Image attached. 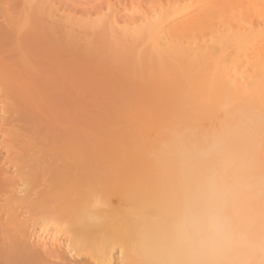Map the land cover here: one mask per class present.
<instances>
[{
    "label": "rangeland",
    "instance_id": "obj_1",
    "mask_svg": "<svg viewBox=\"0 0 264 264\" xmlns=\"http://www.w3.org/2000/svg\"><path fill=\"white\" fill-rule=\"evenodd\" d=\"M252 49L251 76L235 83L230 74ZM263 59L264 0H0V264H14L20 239L35 251L26 254L44 257L28 255L29 264H96L90 255L103 248L66 241L69 202L82 198L96 214L125 209L140 192L160 194L157 174L194 149L205 173L226 180V240L209 264H264ZM61 156L89 176L73 172L78 182L65 163L64 178ZM60 167L63 175L52 173ZM34 168L54 183L37 188ZM60 179L66 187L41 200ZM33 228L56 229L59 239L43 245ZM119 253H108L112 264Z\"/></svg>",
    "mask_w": 264,
    "mask_h": 264
},
{
    "label": "bare ground",
    "instance_id": "obj_2",
    "mask_svg": "<svg viewBox=\"0 0 264 264\" xmlns=\"http://www.w3.org/2000/svg\"><path fill=\"white\" fill-rule=\"evenodd\" d=\"M180 17H181V15H180ZM160 31H161V28H160ZM162 31H164L163 27H162ZM256 44H257V42H256ZM252 48H255V47H252ZM255 52H257L256 49H254L250 53L246 52L245 60L242 63V67L236 66V68L231 72L230 76L235 79V81H236L235 83H239L241 80L246 81L247 77L250 75V72H249L250 68H252L253 65L256 64L255 62L253 63V61L258 60L257 55L253 56V54ZM259 59H260V57H259ZM262 63H264V61H262ZM245 67L247 68V70H243ZM14 119L17 120L16 118H14ZM19 120H20V118H19ZM42 147H44V146H42ZM57 149L58 148H56V150ZM188 151H190V150H188ZM191 151H193V150H191ZM49 152H50V150H49ZM182 152L183 153L180 152L181 154H179L178 159H179V157L181 159L180 155H184V151H182ZM40 153L43 154V152H39L38 154H40ZM186 153H187V151H186ZM194 153H195V149H194V152L192 154H190L188 152L187 154H189V155L185 156V158L182 156L184 158V159H182L183 161L180 159L178 161V163L179 162L181 163V166L179 165L180 167H175L174 170L171 169L170 172L169 171L167 173L164 172V174H157L158 177H159V175H162V176L160 178L156 177L157 180H155V181H157V182L154 183L155 185L153 184L154 186H152L153 187L152 189L153 190L155 189L156 191L157 190L160 191V194H157L155 196L154 195L151 196L150 195L151 193H149V191H146V193L140 192L138 196H135L136 199L134 198V200L132 198H130L131 200L129 198H127V201L129 202V200H130V202L129 203L127 202L128 207L125 209L124 208H121V209L116 208L113 210H107V211H103V212H101L99 210H95V211H97V214H98V212H100L97 215L95 212H91V211H94V209L90 210L91 208L89 209L87 207L88 203L87 204H85V203L79 204L78 203V201H80V199L82 201V198H80V199L77 198L78 200L75 202H74V200L73 201L71 200L72 201L71 202L69 199H66L68 202L70 201L69 203L71 204L70 206H69V204L68 205L66 204L67 206H69V207H67L69 210L66 208L68 210L66 212L69 214H70V212H72V222L70 224V228L67 225L68 223L66 224L67 226H65V227L62 226L63 227L62 231L64 228L67 230L66 231L64 229L65 230L64 234L67 237L66 241L68 240L70 242H75V240H78V241L84 242V244L82 243L83 245H80L78 243L79 246H81L80 248L76 247L80 251L83 250V248L92 247L95 249H102L103 248L104 251H102V252H107L109 250H107L106 248H108L111 250L110 252H108V253H110V255H112V251L114 249L120 248V253H119L118 257L121 261H120V263L118 262L119 264H209V261L212 258V256H214V254L217 251L221 250L222 245L226 240L224 238V235L226 232V227H225V217L223 215L224 208H225V203H224L225 202L224 201L225 196H224V193H222V191L225 189V186H226V182H225L226 180H222L224 177L221 176L223 178H220V175H218V172L216 174L214 170L213 171L211 170L212 173L210 171L211 174H208L209 172H207V171H206L207 173H205L204 171H205L206 167L204 166L205 168H200L203 166V165H201V162H200L202 159L201 158L199 159L197 156H195L196 154H194ZM49 156H51L50 153H49ZM65 156H66V154H65ZM69 156H68V158H71ZM37 157H39V156H37ZM54 157L56 158V156H54ZM64 157L61 156L60 160L62 163H64L65 167L64 168L60 167L61 169L58 168L59 170L57 168L55 170L53 169L52 173H53V171H54V173H56V170H57L56 174H60L61 171H63V169H64L66 171V172L63 171L65 173L64 178H67V177L70 178L69 175L70 174L72 175L73 172L74 173L79 172V174H81V172H82V176H80L78 173H75V174L79 175V177H81V178L83 177L84 179H86L85 175L88 174V176H89V172L87 173L88 170L87 171H86V169L84 170L83 169L84 167H82V170H81L80 166H83L81 161H79V163H81L79 165L78 163H76L77 160L75 159L76 160L75 161L76 166L78 164V166L75 167L74 165L71 166L72 164H75V163H73L74 162L73 157H72V159H73L72 163H71L70 159L68 160V162H70L71 164H69L68 162H64L65 161ZM55 158H53V159H55ZM57 158H59V157L57 156ZM57 158L55 160V163L58 164L59 161L57 162ZM62 158L64 161H62ZM225 158H227V156H225ZM232 158H233V156H232ZM40 160H42V159H40ZM51 160L52 159H50V162H51ZM28 161H29V159H28ZM35 161H38V160H35ZM227 161H230V158ZM39 162H37V163L39 164ZM41 162H43V161H41ZM41 162H40L39 166L42 165L44 167V165H43L44 162L43 163H41ZM48 162H49V160H48ZM196 162H200V163H198L201 165V166H199L200 171L199 170H191V169H194V168H192L193 166L194 167L198 166ZM23 163H24V161H23ZM37 163H36V165H37ZM47 163L45 162L46 165L49 164V163L48 164ZM65 163H67L66 164L67 166H70L72 168V170H71V168L69 167L68 173L71 172L69 175L67 174V170H66L67 167H66ZM10 164H12V163H10ZM52 164H54V163H52ZM59 166H61V165H59ZM62 166H63V164H62ZM43 167L41 168L42 171H43ZM75 168H78L79 171H77ZM35 169L36 168H34V170H33L34 173H35ZM45 169L51 170L48 167L47 168L44 167V170ZM48 170H47V172H49ZM83 170L86 171L85 172L86 174L84 173ZM207 170H209V169H207ZM37 171L38 172H36L35 174L32 173L33 175H31L32 176L31 181H33L34 184L37 185V182L39 180L38 183L41 184V186H39V184L37 185V188H39V187H42V184L45 185V181L47 182L48 180H46V178H44L43 176H42V178H41V176H38L37 173H39V170H37ZM217 171H219V169ZM223 173H224V171H223ZM36 174H37V176H35V177L38 180L34 177V175H36ZM83 174H84V176H83ZM219 174H220V171H219ZM51 175H54V174H51ZM60 175H63V174L61 173ZM88 176H87V183H88ZM72 177L74 178V177H76V175H74ZM79 177L77 178L79 180L78 182H81L82 179ZM34 178L36 179V181H34ZM90 178H89V180H90ZM60 180H62V179H60ZM60 180L58 183H60ZM55 182L57 183V181H55ZM62 182L64 184L67 181L64 182V180H62L61 183L58 184L60 188H58V185H56V184H55V186H56L55 188L48 186L47 184L51 185V183H54V182H52V181L47 182L46 185L49 187L48 188L49 190H46L47 186L46 187L44 186V188H42V192L45 191L44 192L45 194L43 193L45 196H43L41 190L36 192V194L39 193V194H37L38 196L41 194V196L44 197V198L40 197L41 200L42 199L48 200V198H45V197H50V196L49 195L46 196V194L51 192L52 189L53 190L54 189H61L64 186L62 184ZM84 182H85L84 184H86V180ZM89 183L91 184V181H89ZM61 184H62V186H61ZM69 184L72 185V183H68V185ZM84 184H79V185L82 187V186H84ZM90 184H87L86 187L88 188V186H90ZM147 184H152V183H147ZM53 185L54 184H52V186ZM79 185L78 186L74 185V186L78 188ZM34 186H32V187H34ZM50 187H51V189H50ZM65 187H66V185L64 186V188ZM72 187H70V188H72ZM75 187L73 188L74 190L77 189ZM140 187L142 188L141 185H140ZM37 188H35V189H37ZM118 188L119 187L117 186V189ZM43 189H45V190L43 191ZM73 189H68V190L71 191ZM123 189H125V187ZM24 190H27V188H24ZM53 190L49 194L54 193ZM64 190L66 191L67 189H64ZM75 191H72L73 193H70L71 196L73 194L76 195ZM84 191L85 190H83V188H82L80 190V193L82 195H85V194H83V193H85ZM252 191H253V189H252ZM16 192H17V190H16ZM19 192L20 191H18L17 193L19 194ZM46 192H48V193H46ZM150 192H151V190H150ZM77 193H79V192H77ZM80 193L78 194V196L81 195ZM123 193H125V191ZM54 194H56V192ZM54 194H52V195H54ZM120 194H122V193H120ZM37 195H36V197H37ZM59 195H60V192H59ZM22 196H21V198H22ZM24 196H25V194H24ZM62 196H64V197L67 196L69 198L68 195H61V197ZM27 197L25 196V198H27ZM228 197H229V194H228ZM19 198H20V196H19ZM19 198H16V199H19ZM112 198H113V196H112ZM115 198L113 200H114V202H117L118 200L116 201ZM6 199H10V197L6 198ZM60 199L61 198H59L58 200H60ZM13 200H15V199H13ZM41 200H38V201L41 202ZM51 200L53 201L52 198H51ZM61 200L65 201V203H66V200H64V199H61ZM120 200L122 201V202L120 201V203H122V204L125 203V202H123L122 199H120ZM9 201H11V200H8L7 202H9ZM47 202H44L43 204H46ZM50 203H52V202L50 201ZM50 203H48L49 205H46V206L47 207L50 206ZM55 203H56V201H55ZM55 203H54V206L56 205ZM117 203L119 204V202H117ZM51 205L53 207V204H51ZM58 205H60V206H58ZM110 205H111V203H110ZM113 205H111V206H113ZM33 206H35V205L32 204V207ZM64 206H65L64 203L62 206L61 203L57 202V207L59 208L58 210H61V209L64 210L65 209V208H63ZM123 206H120V207H123ZM32 207H31V209H32ZM36 207H37V205H36ZM70 207H71V210H70ZM125 207H126V204H125ZM28 208H29V206H28ZM41 209H43V208H41ZM44 209H46V208H44ZM54 209H56V211ZM54 209H53L54 213L58 211L57 208H54ZM103 210H105V209H103ZM67 213L65 216L69 215V214L67 215ZM69 217L70 216H68V218ZM63 219H64V217H63ZM69 220H71V219H69ZM66 227L69 229V231ZM35 230H37V229L33 228V230H32L34 232V236L36 237V239L37 238L40 239V242H42L43 245L48 244L49 240H51V244H53V242H55L59 239V234H58L59 232L56 229L55 230L53 229L54 230L53 232H51L49 229H46L45 231L41 230L42 231L41 233H39L40 230H37V232ZM70 231H71V234L69 233ZM31 236H33V234ZM30 239H31V237H30ZM33 239H35V238H33ZM20 240H21L20 241L21 243L24 242V241H22L23 239H20ZM18 241L19 240H16V242H14V244L16 243V245H15L16 249L20 248V251L17 250V252H15L17 258L15 257V254L12 255L13 257H11V258L15 257L16 261L13 262L14 264L15 263L16 264L32 263V261L31 262L27 261L32 256H34V257H32L33 261H35V260L40 261L39 259H41V261L43 260L42 258H44V257H42V256H40L41 258H38V259L35 257V256L39 257L38 252H36L37 255L36 254L30 255V253L26 254L27 252H32L31 247L29 249L26 247L27 249L24 250V246H27L25 244H28L26 242L22 243V245H23L22 247H23V250L25 253L20 254V252H23V251L20 247L21 246L20 242H19L20 246L19 247L17 246ZM99 241H101L102 243L100 242L101 243L100 244ZM28 246H29V244H28ZM31 246H33V245H31ZM108 246H110L111 248H112V246H114V247L111 249ZM66 248L69 249V245ZM67 249H65V250H67ZM69 250H71L69 252H72V249H69ZM102 252H96L95 251V253H93V252L91 253L90 256H92V259L96 264H98V263H103V264L114 263L112 260V256L109 257L108 256L109 254L107 253L103 257ZM32 253H35V251ZM79 253L80 252H78L77 255ZM17 254H20V255L17 256ZM24 254H26V255L24 256ZM89 254H90V252H89ZM28 255L31 257L28 258ZM69 256H72V255L69 254ZM24 257L27 258L26 259L27 262L23 260ZM52 257H54V256H52ZM56 257H58V256H56ZM56 257H54V258L56 259ZM11 258H10V260H11ZM119 259H116V260L118 261ZM7 261H8V258L5 262H7ZM11 261H14V260H11ZM77 261H79V260H77ZM71 262H75V261H71ZM86 262H88V261H86ZM86 262H85V264H87ZM38 263L40 264V262H38ZM9 264H12V263L9 262Z\"/></svg>",
    "mask_w": 264,
    "mask_h": 264
}]
</instances>
